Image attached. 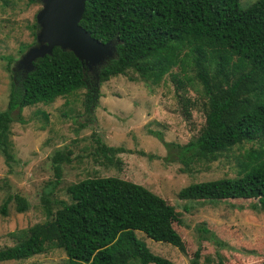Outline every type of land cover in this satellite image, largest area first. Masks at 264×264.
<instances>
[{
  "label": "trees",
  "instance_id": "obj_1",
  "mask_svg": "<svg viewBox=\"0 0 264 264\" xmlns=\"http://www.w3.org/2000/svg\"><path fill=\"white\" fill-rule=\"evenodd\" d=\"M79 24L93 38L114 46L113 56L92 70L72 51L58 46L36 58L29 69L18 59L6 57L10 87L6 108L0 110V147L6 158L11 157L9 126L14 119L24 120L23 108L49 104L84 89L83 107L92 115L101 96L100 85L128 69L158 84L178 67L180 76L173 73L172 80L176 90L183 91L178 96L185 117L193 104L184 96L188 67L203 89L205 124L196 137L177 144L156 135L168 149L166 160L189 166L198 156L216 160L221 152L243 142L264 144V0L245 8L239 0H86ZM32 29L36 34L38 25L34 23ZM100 150L105 155L116 152L103 143ZM57 155L55 162L61 158ZM58 163L55 183L61 178ZM66 191L71 202L62 201L53 212L46 199L50 219L23 230L17 243L1 248L0 262L27 259L56 247L66 253L67 264H174L151 252L137 238V230L185 251L174 226L180 223L174 206L129 175L87 177L68 185ZM178 197L256 198L264 209V159L238 178L194 182L180 190ZM12 199L19 211L28 208L25 198L9 195L6 201ZM2 212L6 213L5 207ZM204 232L217 237L209 229ZM199 256L197 249L190 264H197ZM217 264H226L225 259L220 256Z\"/></svg>",
  "mask_w": 264,
  "mask_h": 264
},
{
  "label": "rangeland",
  "instance_id": "obj_2",
  "mask_svg": "<svg viewBox=\"0 0 264 264\" xmlns=\"http://www.w3.org/2000/svg\"><path fill=\"white\" fill-rule=\"evenodd\" d=\"M255 1L239 0V5L245 8ZM43 8L44 0L33 3L0 0V110L6 108L10 87L6 57H14L20 65L28 66L29 50L47 44L38 38L42 26L37 14ZM34 23L38 25L36 34L32 29ZM107 59L91 68L86 66L92 70ZM171 71L180 76L178 67ZM172 74H166L158 84H152L133 69L111 77L100 85L101 96L92 115L83 107L84 89L49 104L23 108L24 120L14 119L9 126L11 157L6 158L0 147V249L17 243L23 230L50 219L44 207L46 199L53 212L62 201L70 203L68 185L87 177L125 173L167 200L178 213L180 223L174 226L184 242V252L136 231L137 238L154 254L174 264H190L197 249L200 252L197 264H217L220 256L226 264L264 260V209L256 198L209 201L178 197L180 190L194 182L238 178L251 167H258L264 159V144L258 140L243 142L221 152L216 160L201 155L189 166L166 160L168 149L156 135L160 134L165 141L185 144L205 124L206 97L193 68H187L189 80L184 91V96L193 103L189 117L184 116L183 100L178 96L183 91L176 90ZM102 143L116 152L108 151L105 155L100 150ZM56 154L61 156L57 159H62L59 163L54 161ZM57 163L61 178L55 183ZM247 164L249 169L245 168ZM16 194L27 201L25 211L17 209L14 199L6 201L9 195ZM205 228L218 238L205 233ZM219 239L223 242L220 245ZM67 261L64 250L53 247L27 259L0 264H67Z\"/></svg>",
  "mask_w": 264,
  "mask_h": 264
},
{
  "label": "water",
  "instance_id": "obj_3",
  "mask_svg": "<svg viewBox=\"0 0 264 264\" xmlns=\"http://www.w3.org/2000/svg\"><path fill=\"white\" fill-rule=\"evenodd\" d=\"M86 0H44V8L37 14L42 26L39 41H46L40 47L30 51L29 65L45 54H50L55 46L70 50L90 68L113 56L114 46L110 42L102 43L93 38L80 24ZM107 59V60H108ZM89 61V62H87Z\"/></svg>",
  "mask_w": 264,
  "mask_h": 264
}]
</instances>
